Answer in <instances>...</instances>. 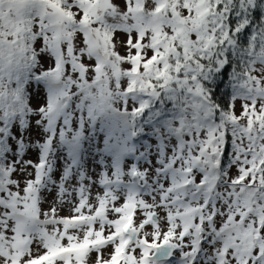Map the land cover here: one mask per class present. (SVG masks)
Returning <instances> with one entry per match:
<instances>
[{
    "label": "snow or ice",
    "instance_id": "snow-or-ice-1",
    "mask_svg": "<svg viewBox=\"0 0 264 264\" xmlns=\"http://www.w3.org/2000/svg\"><path fill=\"white\" fill-rule=\"evenodd\" d=\"M0 264H264V0H0Z\"/></svg>",
    "mask_w": 264,
    "mask_h": 264
}]
</instances>
